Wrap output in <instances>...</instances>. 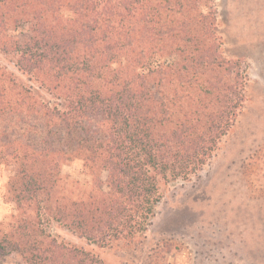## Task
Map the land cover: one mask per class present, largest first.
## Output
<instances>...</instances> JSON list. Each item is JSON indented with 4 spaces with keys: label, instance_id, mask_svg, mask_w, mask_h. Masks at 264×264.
Wrapping results in <instances>:
<instances>
[{
    "label": "trees",
    "instance_id": "16d2710c",
    "mask_svg": "<svg viewBox=\"0 0 264 264\" xmlns=\"http://www.w3.org/2000/svg\"><path fill=\"white\" fill-rule=\"evenodd\" d=\"M222 44L215 0H0V51L27 77L0 60V257L105 264L47 223L88 246L144 234L162 184L200 171L243 105L247 67ZM76 159L88 189L63 174Z\"/></svg>",
    "mask_w": 264,
    "mask_h": 264
},
{
    "label": "rangeland",
    "instance_id": "374dc122",
    "mask_svg": "<svg viewBox=\"0 0 264 264\" xmlns=\"http://www.w3.org/2000/svg\"><path fill=\"white\" fill-rule=\"evenodd\" d=\"M215 4L222 50L243 61L248 82L237 119L212 157L190 179L162 184L157 214L133 242L88 246L62 225L47 223L105 264H264V0ZM0 60L27 79L1 51ZM11 169L0 168V222L15 212L7 194ZM62 171L85 189L93 179L78 159ZM0 264L25 263L13 254L0 257Z\"/></svg>",
    "mask_w": 264,
    "mask_h": 264
}]
</instances>
